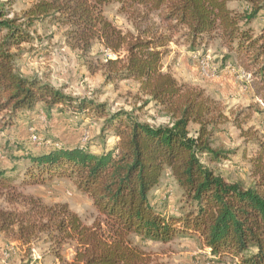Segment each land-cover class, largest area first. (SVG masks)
I'll use <instances>...</instances> for the list:
<instances>
[{
	"label": "trees",
	"instance_id": "16d2710c",
	"mask_svg": "<svg viewBox=\"0 0 264 264\" xmlns=\"http://www.w3.org/2000/svg\"><path fill=\"white\" fill-rule=\"evenodd\" d=\"M233 1L247 7L236 11ZM110 3L148 26L152 15L161 13L166 27L123 32L105 14ZM263 20L264 0H36L22 16L0 5V114L5 124L35 114L40 106L47 111L72 106L80 112L94 110L105 118L101 135L119 138L100 154L81 144H56L29 155L31 166L21 174L20 186L55 177L72 180L103 217L93 225L66 203L48 205L20 194L0 166V235L29 247L42 235L58 248L71 241L76 249L71 264H150L133 236L165 243L196 239L216 259L230 256L240 264H264V147L250 159L253 184L231 182L216 173L202 156L212 161L226 156L228 151L213 146L212 140L224 117L203 90L179 83L164 69L171 32L184 29L193 50L219 36L244 58L264 88V27L256 31L252 26ZM45 23L66 29V46L82 53L91 72L101 71L111 83L137 82L145 104L161 106L169 122L155 125L133 111L109 112L105 103L72 97L40 76L26 74L19 64L22 46L41 44L36 32ZM97 45L105 58L89 56ZM192 123L199 125L195 134ZM166 170L182 191L179 214L157 209L151 199Z\"/></svg>",
	"mask_w": 264,
	"mask_h": 264
},
{
	"label": "rangeland",
	"instance_id": "374dc122",
	"mask_svg": "<svg viewBox=\"0 0 264 264\" xmlns=\"http://www.w3.org/2000/svg\"><path fill=\"white\" fill-rule=\"evenodd\" d=\"M35 1L0 0V5L10 6L14 15L22 16ZM230 6L239 12L247 7L241 1H233ZM105 14L123 32H137L138 27L158 25L162 30L166 27L161 22V13L153 14L148 26L121 11L118 3L106 5ZM252 26L260 31L264 20L253 22ZM65 33L63 27L48 23L39 26L36 35L41 37L42 43L23 44L21 69L62 88L72 97H88L96 103H105L109 112L133 111L140 120L155 125L169 122L170 118L161 106L153 101L145 104L147 97L140 93L137 82L111 83L101 71L91 72L82 53L66 46ZM184 33V29L171 32V41L164 49V69L179 83L203 90L207 98L217 103V109L224 117L213 131L212 140L213 146L228 151L226 156L216 161L206 155L202 159L227 180L249 186L255 180L250 159L264 147V88L253 77L244 58L230 50L219 36L207 46L201 44L193 50ZM105 54L97 45L89 56L98 55L103 59ZM111 57L116 56L112 54ZM2 116L0 114V166L7 170L17 191L48 205L66 203L88 225L103 220L92 199L69 178L55 177L36 185L20 184L21 174L31 166L27 157L41 154L56 144H81L97 154L113 147L119 138L109 132L101 135L105 118L98 117L92 109L80 112L63 105L50 111L40 106L35 114L20 116L12 124H5ZM198 128V124L192 123L191 134ZM151 199L157 209L167 214L182 211V191L170 170L164 173ZM16 203L22 206L20 200ZM132 241L148 254L150 264H240L230 256L216 259L196 239L182 237L165 243L133 236ZM75 254V244L71 241L58 248L42 235L29 247L0 235V264H71Z\"/></svg>",
	"mask_w": 264,
	"mask_h": 264
},
{
	"label": "built area",
	"instance_id": "2783aa9c",
	"mask_svg": "<svg viewBox=\"0 0 264 264\" xmlns=\"http://www.w3.org/2000/svg\"><path fill=\"white\" fill-rule=\"evenodd\" d=\"M34 139H35V137H34Z\"/></svg>",
	"mask_w": 264,
	"mask_h": 264
}]
</instances>
